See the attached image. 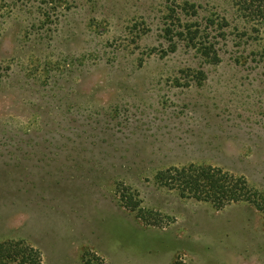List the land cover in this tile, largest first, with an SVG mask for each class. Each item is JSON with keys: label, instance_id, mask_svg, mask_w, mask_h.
Listing matches in <instances>:
<instances>
[{"label": "rangeland", "instance_id": "1", "mask_svg": "<svg viewBox=\"0 0 264 264\" xmlns=\"http://www.w3.org/2000/svg\"><path fill=\"white\" fill-rule=\"evenodd\" d=\"M215 11L0 0V242L43 264H264V25L205 62L178 33ZM190 167L250 196L182 195L168 179Z\"/></svg>", "mask_w": 264, "mask_h": 264}, {"label": "trees", "instance_id": "2", "mask_svg": "<svg viewBox=\"0 0 264 264\" xmlns=\"http://www.w3.org/2000/svg\"><path fill=\"white\" fill-rule=\"evenodd\" d=\"M224 3H227L225 14L219 19L215 18L216 11L206 16L204 29L201 28L202 24L196 25L193 30L189 25L190 27L181 29L178 33V36L184 40L185 47L194 49L205 62L215 63L219 60L217 49L222 40L227 41L226 29L237 40V46H242L248 45L253 37L252 33H257L259 27L264 25V0H224ZM199 9L203 7L186 2L181 12L196 15ZM238 23H241L243 28ZM262 58L264 60V51ZM168 182L173 186L177 184L182 188L181 191L189 193L182 195H194L192 197L196 199L199 198L195 195H202L200 198L202 201L211 202L216 208L246 200L250 196L244 179L241 177L234 179L214 168L190 167L174 170ZM0 264H43V262L40 252L24 241L6 240L0 242Z\"/></svg>", "mask_w": 264, "mask_h": 264}]
</instances>
